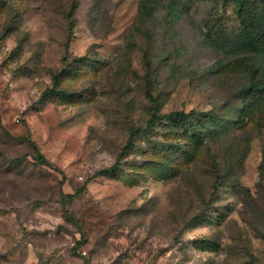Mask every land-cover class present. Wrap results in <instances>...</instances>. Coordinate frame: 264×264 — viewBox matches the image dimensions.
Masks as SVG:
<instances>
[{
    "label": "rangeland",
    "instance_id": "obj_1",
    "mask_svg": "<svg viewBox=\"0 0 264 264\" xmlns=\"http://www.w3.org/2000/svg\"><path fill=\"white\" fill-rule=\"evenodd\" d=\"M240 29L236 0H0V264H264Z\"/></svg>",
    "mask_w": 264,
    "mask_h": 264
},
{
    "label": "trees",
    "instance_id": "obj_2",
    "mask_svg": "<svg viewBox=\"0 0 264 264\" xmlns=\"http://www.w3.org/2000/svg\"><path fill=\"white\" fill-rule=\"evenodd\" d=\"M236 10L240 21V32L238 34V48L241 52L248 54L250 59L249 67L251 72L250 83L244 87L243 98L254 102L255 106L264 107V80L262 82L256 79L260 73L264 77V0H236ZM74 11V10H73ZM61 94L60 91L55 89H48L42 96V100L49 99L53 96ZM151 100L155 103V99L151 97ZM254 105H249L253 107ZM252 112V111H251ZM197 113L191 112L190 115L184 112H173L169 114L160 115L157 112L156 107L151 110V118L148 121L147 127H152L157 124L164 123H177L188 124L189 117L195 116ZM190 128H195V125H191ZM189 129V128H188ZM185 128V131L188 132ZM142 133V130L137 129L132 131L131 139L127 144V148L133 145L132 137ZM30 146L35 152L36 160L45 166H52L46 157L41 153L38 146L33 141H28ZM120 171L118 163L113 166L100 170L96 173L97 176L115 178ZM82 192L80 189L77 194ZM75 195H67L68 198H73Z\"/></svg>",
    "mask_w": 264,
    "mask_h": 264
}]
</instances>
